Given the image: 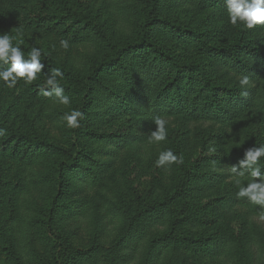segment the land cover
I'll return each instance as SVG.
<instances>
[{"label": "rangeland", "instance_id": "374dc122", "mask_svg": "<svg viewBox=\"0 0 264 264\" xmlns=\"http://www.w3.org/2000/svg\"><path fill=\"white\" fill-rule=\"evenodd\" d=\"M147 7L146 0H0V34L8 32L25 54L33 46L41 48L45 64L30 85L21 80L9 89L0 82V264H47L50 242L58 241L55 234L72 248L90 249L89 258L77 256L69 264H109L112 256L122 258L118 264H138L137 255L145 252L149 238L165 235L188 240L158 255L159 264H264V222L258 220L264 209L247 198L233 203L238 186L224 165L233 153L264 143V71L251 77L248 107L231 124L182 114L156 116L147 106H133L135 95L127 97L130 80H122L121 66L97 76L84 108L80 95L71 90L77 79L111 56V44L139 41ZM70 13L97 23L108 42L95 41L88 30L78 36L81 24H74ZM156 16L149 42L180 63L201 64L217 84L240 88L242 76L199 51L168 22L194 30L208 45L234 47L240 53L244 45L264 51L263 27L229 24L224 0H161ZM61 40L68 41L67 49ZM137 53L120 63L139 80L145 72L139 63L133 65ZM57 67L68 74L57 77L62 87H71H63L71 101L67 106L41 92ZM73 109L83 113L79 128L86 154L78 168L63 174L58 187L55 165L67 159L65 151L71 147V129L63 117ZM156 117L167 121V139L158 144L148 139ZM32 136L56 148L32 155L22 146ZM167 149L182 155L184 162L165 172L155 161ZM185 171L188 180L180 186ZM178 189L168 206L174 215L181 207L188 222L171 229L170 223L149 214L138 219L133 239L119 250L118 210L157 205ZM50 211L51 230H46Z\"/></svg>", "mask_w": 264, "mask_h": 264}, {"label": "trees", "instance_id": "16d2710c", "mask_svg": "<svg viewBox=\"0 0 264 264\" xmlns=\"http://www.w3.org/2000/svg\"><path fill=\"white\" fill-rule=\"evenodd\" d=\"M161 0H146L147 11L146 20L140 26V39L137 42L125 43L122 45L111 44L112 54L107 59L97 63L84 79H77L76 86L73 90L77 92L82 99L83 108L89 103V94L92 90V85L95 83L97 76L108 69H115V66H121L122 80H130V93L127 97L135 95L133 99L134 105L147 106L151 113L160 115L162 113L186 115L191 118H202L208 120H218L227 124H231L241 112H244L248 107V96L242 95L243 90L237 86H227L217 84L207 75L204 67L199 63L183 64L176 61L173 56L156 45H152L149 40V34L153 25L158 21L156 16L157 9ZM209 1V0H201ZM14 4H18L16 1ZM74 24H81V28H77V34L80 36L84 30H88L95 41L106 40L103 31L97 23L91 21L85 15L70 13ZM175 30L176 34L188 36L194 41L197 49L210 56H216L223 60V64L229 70H233L240 76H248L250 79L254 74L264 71V51L252 49L246 45L243 46L241 53L234 47L220 48L206 44L198 33L194 30L187 29L184 26L177 25L171 22L167 23ZM264 29V25H261ZM107 41V40H106ZM108 42V41H107ZM144 47L151 49V54L144 53ZM144 49V50H143ZM138 52L133 62V65L138 63L145 72L139 80L134 79V76L126 72L121 62L122 58L133 56L132 53ZM133 67V66H132ZM59 68L63 75H68ZM106 83L102 82L101 84ZM62 87V86H61ZM71 88L68 86H63ZM106 89V88H105ZM251 93L250 87L246 90ZM125 99V98H124ZM152 117V115H150ZM2 125V124H1ZM71 147L65 151L67 159L60 161L55 165L54 181L60 187V180L66 171H74L80 164L81 157L86 154V149L83 148L81 142L80 128L71 129L70 135ZM22 146L30 149V154L34 155L46 149H55L52 144H48L41 137L32 136L25 137ZM243 157V153H233L224 165L229 166L237 163ZM262 167H264V158H262ZM191 168L196 166V162L191 163ZM182 175V185L187 182V172ZM230 174V173H228ZM231 176V175H229ZM249 179V178H248ZM62 181V180H61ZM179 192L174 191L172 195L157 202L154 206H146L143 209L131 211L127 209H119L117 215L121 220V233L117 238L115 245L120 250L125 247L126 243L133 239L138 224V219L149 214H156L162 223H170L171 229L177 224H186L189 215H184L181 207L178 209L177 215H174L168 206L170 199ZM233 203H239L240 199L236 195L231 199ZM153 205V204H152ZM51 210V209H50ZM121 210V211H120ZM51 211L47 213V218L44 222L45 229L51 230ZM179 222V223H178ZM141 234V233H140ZM58 241L53 240L51 243L52 253L47 264H69L76 259L77 256H85L89 258L90 249H75L72 248L63 238L56 235ZM188 238L179 235H165L163 237H150L147 243L145 252L139 254L138 264H159L158 255L165 253L169 246L183 244ZM199 244H204L205 241L199 240ZM160 253V254H159ZM114 257H110L109 264H118Z\"/></svg>", "mask_w": 264, "mask_h": 264}, {"label": "clouds", "instance_id": "9594fccd", "mask_svg": "<svg viewBox=\"0 0 264 264\" xmlns=\"http://www.w3.org/2000/svg\"><path fill=\"white\" fill-rule=\"evenodd\" d=\"M227 11L228 22L232 26L240 25L245 29H254L259 25H264V0H224ZM11 35L0 34V82L4 87L13 89L23 80L26 85H30L37 79V74L42 73L45 64L42 63V49L33 46L25 54L20 43L13 44ZM60 46L68 48V41L61 40ZM57 77H63V72L59 68L51 70L47 75L45 87L41 89L43 96L54 97V102L61 105H69L70 97L65 94L63 87ZM250 85V78L242 76L239 79L241 89H246ZM247 95V92H242ZM69 129L80 127V120L83 113L73 109L63 117ZM155 130L150 131L148 139L150 143H159L167 139V121L164 118L156 117L153 120ZM210 152H215V148H210ZM264 143L247 148L243 157L236 164L229 166V173L234 183L238 186L237 198H247L249 202L264 209ZM183 156L175 154L171 149L163 150L159 153L155 161L157 168L164 169L165 172L171 170L172 165L183 164ZM247 177L248 182L243 183ZM258 220L264 222V211L258 215Z\"/></svg>", "mask_w": 264, "mask_h": 264}]
</instances>
